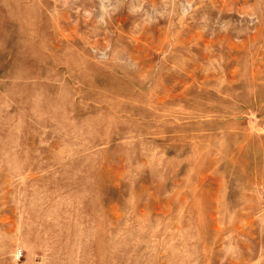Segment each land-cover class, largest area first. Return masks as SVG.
<instances>
[{
  "label": "rangeland",
  "instance_id": "1",
  "mask_svg": "<svg viewBox=\"0 0 264 264\" xmlns=\"http://www.w3.org/2000/svg\"><path fill=\"white\" fill-rule=\"evenodd\" d=\"M0 264H264V0H0Z\"/></svg>",
  "mask_w": 264,
  "mask_h": 264
}]
</instances>
